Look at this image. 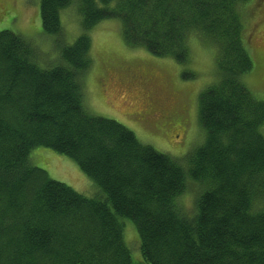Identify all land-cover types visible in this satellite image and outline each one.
Listing matches in <instances>:
<instances>
[{
	"label": "trees",
	"instance_id": "1",
	"mask_svg": "<svg viewBox=\"0 0 264 264\" xmlns=\"http://www.w3.org/2000/svg\"><path fill=\"white\" fill-rule=\"evenodd\" d=\"M253 1L40 0L42 33L59 44L60 12L74 5L81 16L82 33L57 44L47 67L22 37L0 32V264H134L124 221L136 264H264V101L242 81L253 67L243 11ZM105 20L120 23L127 47L180 65L188 33L216 47L215 80L198 97L204 141L184 160L85 108L88 33ZM37 148L72 160L101 196L31 166ZM189 180L202 190L192 216L179 203Z\"/></svg>",
	"mask_w": 264,
	"mask_h": 264
},
{
	"label": "rangeland",
	"instance_id": "2",
	"mask_svg": "<svg viewBox=\"0 0 264 264\" xmlns=\"http://www.w3.org/2000/svg\"><path fill=\"white\" fill-rule=\"evenodd\" d=\"M39 10L40 0H0V32L8 30L22 37L47 67V62L58 57L59 43L42 33ZM243 11L253 67L242 81L255 99L264 101V0L253 1ZM60 22L63 36L59 45L73 44L82 33L81 16L74 5L60 12ZM88 34L90 67L83 82L84 105L91 115L115 121L141 144L175 160H184L203 144L198 97L215 80L216 47L212 42L188 33L189 60L180 65L170 58L151 56L144 49L127 47L116 20L102 21ZM184 74H192L193 79H184ZM35 154L29 156L30 165L45 171L49 179L87 198L101 196L72 160L42 148L35 149ZM200 191V185L189 180L179 200L184 210H193L191 214L185 211L189 216ZM124 225L123 238L136 264L139 242L135 228L129 221Z\"/></svg>",
	"mask_w": 264,
	"mask_h": 264
}]
</instances>
